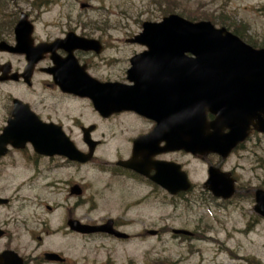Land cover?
Listing matches in <instances>:
<instances>
[{
    "label": "rangeland",
    "instance_id": "374dc122",
    "mask_svg": "<svg viewBox=\"0 0 264 264\" xmlns=\"http://www.w3.org/2000/svg\"><path fill=\"white\" fill-rule=\"evenodd\" d=\"M19 1L41 22L39 28L45 24L46 30L61 35L76 27L87 37L102 40L106 45L101 52L102 59L92 60L94 71L101 75L118 74L128 66L129 58L143 47L125 40L141 31L143 21H159L170 12L236 29L246 41L264 46V0ZM76 104H58V115L68 113L72 117L87 113ZM89 121L91 118L85 116L84 122ZM116 123L114 134L125 125L118 120ZM122 147L123 141L108 138L95 151L97 157L93 163L73 169L75 180L82 182L81 177H85V200L64 203L58 199L64 207L52 214L35 217L29 214L30 219L39 217L49 224L50 233L46 237L44 232L39 233L43 238L41 248L45 244L51 250L61 251L67 258L65 264H264V219L252 211L253 198L245 192L250 188H264V135L256 133L248 138L245 149L233 152L224 162L223 170L234 173L236 189L240 190L224 205L209 198L203 188L207 164L188 155L184 158L185 167L194 187L186 198L170 203L160 201L159 197L140 198L138 192L128 187V182L110 176L107 171L110 165H104L112 163L122 153ZM71 202L74 218L89 223L114 218L129 238L53 230L62 225ZM173 228L192 231L193 236L174 237ZM154 229L159 230L157 234L147 233Z\"/></svg>",
    "mask_w": 264,
    "mask_h": 264
},
{
    "label": "flooded vegetation",
    "instance_id": "af4514ba",
    "mask_svg": "<svg viewBox=\"0 0 264 264\" xmlns=\"http://www.w3.org/2000/svg\"><path fill=\"white\" fill-rule=\"evenodd\" d=\"M21 15H24L23 23L16 30ZM39 24L41 22L35 19L32 10L22 6L19 0L16 3L0 2V264H6V261L2 260L3 257H7L8 263L11 264H20L19 260L21 264L67 262L61 251L51 250L50 247H45V244L41 248L43 238L39 233L44 232L46 237L50 233V227L47 220L39 217L30 219V215L35 217L36 214H52L61 206L64 207L60 201L78 203L80 200H85L87 191V183H83L85 177L84 175L81 177L82 182H79V179L75 180L73 169L79 170L82 166H89L97 155L94 152L90 161L81 162L59 153V148H63L66 141L64 139L59 141L58 135L70 140L83 153L88 152L90 139L97 141L95 151L108 138L115 137L123 141L122 153L119 152L112 163L104 164L110 165L107 169L110 176L128 182V187L138 192L140 198L153 200L154 197H159V200L165 203L181 202L187 197V192L179 190L170 193L152 181L150 176L155 174L154 164L173 163L171 164L173 167L178 165L189 175L184 160L188 155L204 161L207 167L212 165L223 170L224 162L230 154L245 149L246 143L245 140L238 142L226 158L217 153L192 155L182 148L166 149V139L173 133L169 132L167 125H159L153 118L134 110L111 111L113 109H110L105 113L98 112L93 108L88 97L63 91L57 85L55 73L58 64L64 61L68 53L77 63L73 66L74 73L85 71L102 83L134 84L145 89L150 82L149 76L144 75L147 70L136 68L135 71L143 75H133L131 79L128 77L129 65L118 74H98L93 69L92 60L95 57L102 59V53L96 54L75 48L67 42L58 41L64 39L65 33L69 30L85 37L83 32L71 27L64 29L66 31L58 35L54 30H46L45 24L39 28ZM100 42L105 50V43L102 40ZM16 44L18 49L15 47ZM65 48H70V52ZM147 95L148 93L143 91L137 97L146 100ZM107 97L109 104L115 103L118 92L114 87L107 92ZM65 103L70 105L77 103L81 110L85 109L87 113L72 117V114L68 113L59 116L58 107ZM85 116L91 118V121L85 123ZM206 116L208 121L214 118L211 113H207ZM12 119H19L18 125L24 130L6 131ZM117 120L125 125L120 128L119 133L114 134ZM155 128H157L156 133H154ZM227 130L225 128L223 131ZM256 133L264 135L252 130L248 138ZM6 136H19L25 141L13 144L5 138ZM32 138H46V140L38 141L40 148L36 150L30 140ZM52 143L55 147H52ZM131 158L137 163L138 169L144 172L117 163ZM230 173L237 185L236 176L232 171ZM75 185L78 192L74 191ZM239 191L236 189L231 198L222 202L231 200ZM73 202L66 208L65 214L68 215L62 225L53 230L63 229L69 234L73 233L67 223L74 218ZM111 219L113 226L121 230V225L116 219ZM158 231L156 230V233ZM49 252L58 253L61 259H47L46 255Z\"/></svg>",
    "mask_w": 264,
    "mask_h": 264
},
{
    "label": "water",
    "instance_id": "95a60500",
    "mask_svg": "<svg viewBox=\"0 0 264 264\" xmlns=\"http://www.w3.org/2000/svg\"><path fill=\"white\" fill-rule=\"evenodd\" d=\"M58 41L80 49L101 50L97 39L78 37L73 32ZM129 41L147 47V50L130 58L128 71L131 78L143 75L137 73L136 68L147 70L144 75L149 76L150 82L145 89L134 84H101L80 72L74 73V64L69 61L73 58L70 53L58 64L55 73L57 84L64 91L89 96L94 108L101 113L110 109H132L153 118L159 125H167L170 133L175 131L166 139L167 149L182 147L193 154L216 152L224 157L237 141L246 138L251 127L264 132V49H253L224 27H214L210 21H190L174 13L158 22L144 21L142 31ZM65 49L70 52V48ZM112 87L118 92V97L114 104H109L107 92ZM143 91L148 93L146 100L137 97ZM207 112L214 114L213 120H207ZM18 123L13 119L6 131L21 130ZM223 127H228L229 132L222 133ZM156 131L157 128L154 133ZM5 138L13 144L25 141L19 136ZM61 139L66 144L59 148V153L79 161L91 158L96 141L90 140L89 152L83 154L63 135H58V140ZM30 140L38 150V141L46 138ZM53 146L55 144L52 143ZM118 164L139 170L132 158ZM167 164H154L155 174L150 176L151 180L171 193L188 190L191 185L186 173ZM233 181L229 172L209 166L203 186L215 197L228 198L234 192ZM74 191L78 192L76 186ZM253 192V210L264 217V190L255 188ZM67 223L71 229L81 233L103 231L120 238L127 237V234L112 228L111 219L97 225L83 224L76 219ZM173 233L189 234L180 229H174ZM47 257L55 259L58 255L49 253ZM2 260L8 263L7 257Z\"/></svg>",
    "mask_w": 264,
    "mask_h": 264
},
{
    "label": "trees",
    "instance_id": "16d2710c",
    "mask_svg": "<svg viewBox=\"0 0 264 264\" xmlns=\"http://www.w3.org/2000/svg\"><path fill=\"white\" fill-rule=\"evenodd\" d=\"M186 18H188V19H190V20H198V19H195L194 17L192 18V17H186ZM233 32H235L236 34H238L241 38H243V36L242 35H240V32H238V31H236V29L235 30H232ZM251 42V41H250ZM211 199H213V198H211ZM250 199H252V194H251V196H250ZM215 200V199H214ZM216 201V200H215Z\"/></svg>",
    "mask_w": 264,
    "mask_h": 264
}]
</instances>
